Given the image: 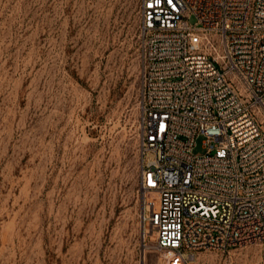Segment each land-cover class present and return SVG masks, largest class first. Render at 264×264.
<instances>
[{"label":"rangeland","instance_id":"rangeland-1","mask_svg":"<svg viewBox=\"0 0 264 264\" xmlns=\"http://www.w3.org/2000/svg\"><path fill=\"white\" fill-rule=\"evenodd\" d=\"M138 25V0H0V264L162 263L138 217ZM193 257L264 264V241Z\"/></svg>","mask_w":264,"mask_h":264},{"label":"built area","instance_id":"built-area-1","mask_svg":"<svg viewBox=\"0 0 264 264\" xmlns=\"http://www.w3.org/2000/svg\"><path fill=\"white\" fill-rule=\"evenodd\" d=\"M138 16V217L161 264L264 241V0H138Z\"/></svg>","mask_w":264,"mask_h":264},{"label":"bare ground","instance_id":"bare-ground-1","mask_svg":"<svg viewBox=\"0 0 264 264\" xmlns=\"http://www.w3.org/2000/svg\"><path fill=\"white\" fill-rule=\"evenodd\" d=\"M194 254H189L188 256H187V259H189V260H193L194 259Z\"/></svg>","mask_w":264,"mask_h":264}]
</instances>
